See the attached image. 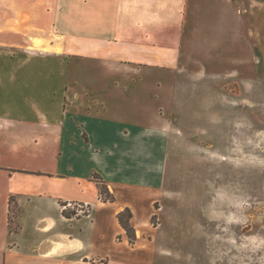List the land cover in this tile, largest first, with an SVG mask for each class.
<instances>
[{"label":"rangeland","instance_id":"1","mask_svg":"<svg viewBox=\"0 0 264 264\" xmlns=\"http://www.w3.org/2000/svg\"><path fill=\"white\" fill-rule=\"evenodd\" d=\"M35 1L36 9L48 5ZM125 3L163 23L138 31L126 25L131 40L93 41L115 47L116 57L71 56L67 96L102 103L100 116L141 130L110 139L116 154L143 148L147 166L130 163L146 169L148 179L158 158L159 190L146 235L133 245L123 228L112 238L111 209L86 206L82 213L81 204L73 206L83 252L89 260L112 258L111 264H264V0H185L177 10L168 0ZM87 25H76L83 37ZM42 27L39 37L60 40L58 31ZM42 38L34 39L40 50ZM44 65L52 68V88L59 87L56 63ZM57 147L51 145L50 167L62 162L63 143ZM137 199L140 219L147 198ZM95 213L94 227L86 216ZM101 237L104 243L96 244Z\"/></svg>","mask_w":264,"mask_h":264},{"label":"crops","instance_id":"2","mask_svg":"<svg viewBox=\"0 0 264 264\" xmlns=\"http://www.w3.org/2000/svg\"><path fill=\"white\" fill-rule=\"evenodd\" d=\"M43 1L48 5L36 9L35 0H0V264H111L112 258L108 257L104 261L87 259L83 240L74 231L80 216L66 217L62 210L73 211V206L80 204L94 207L97 212L111 209L114 238L116 233L124 232L116 214L128 206L136 241L142 240L159 190L158 158L150 179L146 169H132L130 159L147 166L149 156L140 146H130L128 154H116V143L110 137L127 139L141 130L100 116L97 112L104 107L102 103L98 108L96 101H78L77 93L68 97L64 74L71 56L116 57L115 47L93 41L104 37L131 40L126 25L138 31L163 22L156 16L143 17L136 6L125 0ZM168 1L174 9L185 2ZM84 23L90 26L86 37L76 26ZM111 23L122 28L108 30L106 26ZM43 25L58 31L60 40L39 37L43 35L38 32L44 30ZM35 38L44 40L42 50L35 47ZM83 41L90 42L88 48H84ZM36 59H43V64H36ZM45 62L56 63L53 69L59 77V87L52 88V68ZM97 137L109 139L101 143ZM60 143L62 162L57 159L50 167L51 145L57 151ZM94 172L120 203L100 199L98 186L91 178ZM137 196L147 198V211L140 219V203L134 202L139 200ZM86 217L94 227L98 224L97 213ZM104 239L94 238L96 244L104 243Z\"/></svg>","mask_w":264,"mask_h":264},{"label":"trees","instance_id":"3","mask_svg":"<svg viewBox=\"0 0 264 264\" xmlns=\"http://www.w3.org/2000/svg\"><path fill=\"white\" fill-rule=\"evenodd\" d=\"M91 178L96 182L98 186V192H99V197L103 201H114V195L111 193L102 179V177L97 174V173H92ZM62 213L66 217H70L72 215H75V212L73 211H67V210H62ZM13 215H14V209L13 207L10 208V216H9V224L10 228L12 227L13 224ZM117 220L121 227L124 229L127 237H128V242L130 245H133L135 240H136V235H135V230L133 226L130 224V219L132 217V213L128 207L123 208L116 214Z\"/></svg>","mask_w":264,"mask_h":264},{"label":"built area","instance_id":"4","mask_svg":"<svg viewBox=\"0 0 264 264\" xmlns=\"http://www.w3.org/2000/svg\"><path fill=\"white\" fill-rule=\"evenodd\" d=\"M81 206H82V208L79 209V210H76V211H82V213L88 211V209L85 210V206H84V205H81ZM83 208H84V209H83Z\"/></svg>","mask_w":264,"mask_h":264}]
</instances>
